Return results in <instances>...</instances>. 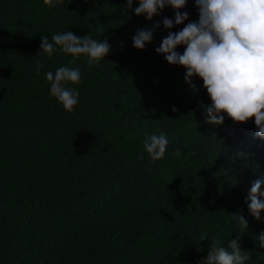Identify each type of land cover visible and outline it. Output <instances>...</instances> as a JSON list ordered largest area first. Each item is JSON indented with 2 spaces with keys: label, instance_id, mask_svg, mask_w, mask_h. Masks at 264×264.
<instances>
[{
  "label": "trees",
  "instance_id": "16d2710c",
  "mask_svg": "<svg viewBox=\"0 0 264 264\" xmlns=\"http://www.w3.org/2000/svg\"><path fill=\"white\" fill-rule=\"evenodd\" d=\"M191 2L183 12L196 21ZM125 8L122 0H0V264H197L213 237L227 248L237 236L252 257L246 264H264L256 238L264 210L256 220L245 202L264 177L254 118L205 123L211 100L201 81L186 82L185 68L164 54L143 53L147 43L134 48L145 26ZM66 31L106 38L110 51L92 66L83 55L70 65L59 50L38 53L41 36L51 42ZM69 65L81 73L67 85L79 92L71 113L45 80ZM153 133L169 141L158 161L143 148ZM237 211L246 230L228 216Z\"/></svg>",
  "mask_w": 264,
  "mask_h": 264
},
{
  "label": "clouds",
  "instance_id": "9594fccd",
  "mask_svg": "<svg viewBox=\"0 0 264 264\" xmlns=\"http://www.w3.org/2000/svg\"><path fill=\"white\" fill-rule=\"evenodd\" d=\"M122 1L126 2L125 12L134 6L133 21L145 26L133 36V47L143 49L147 43L148 48L143 53L151 52L155 57L164 54L167 63L185 68L186 82H191L193 77L201 81L206 97L211 100L210 105L204 106L205 123L222 124L227 116L226 122L239 126L238 123L254 118L257 129L254 135L264 139V0H192L187 9L190 14L193 8L199 10L196 21L183 12L187 0ZM58 2L43 0L49 7H55ZM165 6L175 10L170 14L159 13ZM158 27L160 33L155 30ZM40 39L38 53L51 56L59 50L73 57L70 65L81 55L90 66L96 65L111 48L106 38L100 41L90 34L80 37L69 31L54 34L51 42L44 36ZM137 59L149 60L145 55ZM70 65L45 73L50 96L69 113L79 102V92L67 85L81 80L80 69ZM41 67L38 61V73ZM168 143L163 133L145 134L143 148L151 161H158L164 157ZM175 155L179 157L180 151ZM262 185L264 177L253 181L245 201L248 213L256 220L264 210ZM228 216L240 228L247 229L248 221L240 211ZM256 238L264 248V232ZM251 258L250 252L241 249L239 236L229 240L227 248L213 237L207 255L197 264H246Z\"/></svg>",
  "mask_w": 264,
  "mask_h": 264
}]
</instances>
